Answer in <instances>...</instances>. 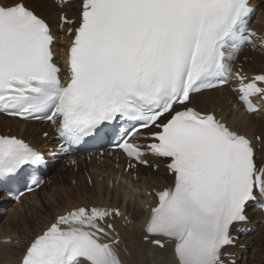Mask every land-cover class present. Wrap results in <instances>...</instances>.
I'll return each instance as SVG.
<instances>
[{
    "label": "snow or ice",
    "instance_id": "obj_1",
    "mask_svg": "<svg viewBox=\"0 0 264 264\" xmlns=\"http://www.w3.org/2000/svg\"><path fill=\"white\" fill-rule=\"evenodd\" d=\"M253 11L249 0H78L75 19L59 15L70 37L62 69L48 21L26 0H0V113L50 122L65 154L109 143L125 170L155 166L147 156L165 162L172 180L147 206L144 240L170 243L172 264H226L233 226L264 198V163L249 138L191 105L194 94L229 83L231 61L257 35ZM234 78L239 101L257 111L264 72ZM46 163L24 139L0 135V184L30 192ZM122 215L76 206L31 240L19 264H123L111 222Z\"/></svg>",
    "mask_w": 264,
    "mask_h": 264
},
{
    "label": "rangeland",
    "instance_id": "obj_2",
    "mask_svg": "<svg viewBox=\"0 0 264 264\" xmlns=\"http://www.w3.org/2000/svg\"><path fill=\"white\" fill-rule=\"evenodd\" d=\"M40 4L43 9L50 8L52 4L54 6L59 7L60 11L58 14L62 12L65 13V11L70 10L72 7L70 6L71 2L63 3V6L61 7V4H58L56 0H42ZM260 6H264V0L260 2ZM262 17L264 18V15ZM263 18L257 17L256 19H254V21L252 22L253 26L259 29H264ZM56 26L57 23L55 25V32L58 29V27L56 28ZM58 46L60 45L58 44ZM255 54L256 56L261 55L258 52ZM262 57H264V55L257 57L259 63H257V61L251 62V65L259 72H264V61H262ZM214 96L215 97L210 96L213 97L211 99L209 97L206 98V100L209 99V104L206 109L218 108L221 111L222 115L226 116L230 122H233V125L236 129H239L243 132H251V130L253 129V135L257 137L259 136V138L262 139V142L258 144V147H260V150H264V134L261 131H257L260 128V125L264 126V114H259L254 118H248L244 116L239 110V108L232 102L231 94L225 89L220 94H215ZM246 121L250 123V127L249 125L245 126ZM13 126H15V128ZM33 128H35V126H33L32 124H27L26 126L18 122L14 124L8 118L5 117L0 120V131L10 134H19L30 141L37 140L41 146L46 145V143H48V139L42 138V132L38 129V127L35 129ZM81 166L83 167L82 164ZM91 166H94V164H91ZM99 166L103 167V165L100 164ZM111 170H114L113 166L111 167ZM66 172L62 170L56 171L51 177L52 183L46 185V187L43 186L44 191L37 192L33 198L23 199L22 203L20 202L18 206H9L7 211L1 214L2 218L0 217V252L2 250H8L7 255L0 254L1 264H12L13 260L15 259L12 250L17 249L22 245H25L26 239L28 240L30 235L39 231L38 228L45 224L43 218H46V216H50L51 219V217L57 214L60 209L64 208V204L68 203L67 201L76 202L77 198L90 199L97 197V195L94 196V194L96 193L94 188L96 187V184L93 188H91L90 185L83 179L82 172H80V174H77L75 178H72L74 176V173L72 171L67 173ZM157 179L158 181L162 182V179H160V175L156 176V181ZM148 187L149 188L147 189L149 190L150 188L157 186L155 185V183H150ZM101 191L102 197L104 199L107 198L108 192V200L110 202H113L115 190H109V188H107V183L105 184L101 181ZM91 200L92 199H90V201ZM116 201L118 202V206H123L125 213L132 217V219L134 217L133 223L126 225L122 224L121 228L132 229L136 227L134 232L136 234H141L142 228L138 225V219L145 215L146 208L143 209V206L137 205V202L129 195L126 196L123 200L122 194L120 192L116 195ZM43 206L48 208H46V216L42 214L40 215L37 211V209L42 210ZM33 210H35L37 213H35ZM14 218H22L24 220V227H21L16 231L10 230L8 226V220ZM258 226L261 227V223L258 224ZM257 234L258 231L252 234V245L248 247L246 249V253L243 254L249 257V260L247 259L244 264H264V239H261L259 236H257ZM5 236L11 239V242L3 240ZM141 242L146 244L143 239L141 240ZM160 256L163 258V255Z\"/></svg>",
    "mask_w": 264,
    "mask_h": 264
},
{
    "label": "bare ground",
    "instance_id": "obj_3",
    "mask_svg": "<svg viewBox=\"0 0 264 264\" xmlns=\"http://www.w3.org/2000/svg\"><path fill=\"white\" fill-rule=\"evenodd\" d=\"M41 1L42 0H26V3L28 4L29 7L33 8L39 15H41L44 19L46 18V20L48 21V23L51 25L53 32H55V24L57 22V20H59L58 18V12L60 11V8L57 6H54L53 4L50 6V8L47 9H43L41 6ZM71 11L67 10L66 11V15H70L68 17L70 18H76V14H77V4H78V0H71ZM74 7V8H73ZM68 12V14H67ZM264 15V6L261 7V11L258 14L257 17H261L263 18L261 15ZM264 19V18H263ZM58 26H56L57 28ZM59 28V27H58ZM70 38H60V42L59 45L56 44L55 45V50H56V56L59 55L60 53V57H64V53L60 50H58L59 48L62 49H66L68 43H69ZM243 58H248L249 56V52H246L244 54H242ZM258 56H262V55H254L252 56V62L253 61H257ZM256 59V60H255ZM262 61H264V57H262ZM264 65V63H263ZM244 70L247 72H251L254 74H258V70H256L249 62L244 64ZM224 90V88L221 89H217L214 91H210V92H204V93H200L197 94L196 96H194L192 98V106L196 107L197 109H199L200 111H206V107L208 106V100H206V98H213L215 97V94H220L222 91ZM213 96V97H210ZM217 98V97H216ZM218 101V99H217ZM210 111V110H207ZM223 120H225L226 122H228L223 115H221ZM4 118L3 116L0 115V120ZM11 122H13L14 124H16L15 119L10 118L9 119ZM229 126L237 131V129L234 127L233 122H228ZM2 124V123H1ZM32 124L33 126H35L34 123H29ZM27 124H25L24 126H26ZM249 125V127L251 126L250 123L248 121H246V125ZM15 128V126H13ZM26 130V129H24ZM241 131V130H240ZM253 129L251 130V132H243L241 131L240 133L245 134L247 136H253ZM257 131H261L264 134V126L260 125V128ZM256 131V132H257ZM238 132V131H237ZM27 141L30 142V144L34 147H36L38 150L43 151V145L41 146L39 144V142L37 140L35 141H30L27 139ZM45 144V143H44ZM159 161V160H157ZM103 164L99 163L100 165H103V167H100L99 165H94L91 166L90 164V169L93 172L94 175V179L97 181V178L100 174L99 171H101V175H103V179L104 183L108 184L110 179H115V180H119L120 177L124 178L123 180H121L122 182H119L116 186H115V196H114V200L113 202H110L108 200V192H107V198H103L102 197V191H101V183L97 182L96 183V187L95 188V195H97L96 198H90L92 199L90 201V199H81V198H77L76 202L74 201H67V204H64V208L60 209L58 213L65 211V209H71L73 207L76 206H81V205H96V206H111V207H118V202L116 201V195L117 193H121L122 194V198L123 200L125 199L126 196H130L131 198H133L136 202L137 205L139 206H144L142 207L143 209L146 208L145 204H148L150 202V200H152V196L147 197L146 195V190H148V185H150V183H155V185L159 188H161L163 183H170V181L172 180V177H170L167 173L165 168H163L162 166H159L158 170L156 173H153V170L151 168H144L141 166H138V170L136 171V175H137V180L135 182H132L131 179L130 181L132 182V185L130 184L129 181V175H126L124 173L120 174V171L122 172L123 167L119 169H115L114 164L112 163V161H110L109 158L104 157V162H102ZM82 161H79V165L81 166ZM118 165H121V162L118 161ZM113 166L114 170H111V167ZM84 168V167H83ZM67 172H69V169H65ZM95 171H97V173H95ZM160 175L162 177V182L156 181V176ZM107 176V177H105ZM101 180V181H102ZM40 191H44V188L41 187L38 192ZM37 192L35 193H30L28 195H23L20 198V202L22 199H26V198H33L36 195ZM20 202L16 205L18 206L20 204ZM47 207L43 206L42 210H38V213L41 215H45L47 214ZM122 214L124 212V208L123 206H121L120 208ZM35 213H37L35 210H33ZM254 211L250 212L251 215H253L251 217L250 220V224L255 226L257 229V225H255L257 218L259 217L260 219L264 220V218L260 217L259 214H254ZM57 213V214H58ZM253 213V214H252ZM56 215V214H55ZM54 215V216H55ZM148 215V209L146 208V213L145 215H143L142 217H138V225L142 228L143 223L145 221V219L147 218ZM46 216V215H45ZM138 216V215H137ZM54 218V217H53ZM134 219V217H133ZM45 224L47 225V223L51 222L52 219H50V216H46V218H43ZM120 221H116L115 219L112 221V223H114L115 228L117 227V232L119 234L120 240H121V244L119 245V253H120V257L123 261V264H172L173 262V254L171 251V247L170 245H165L163 250H160V248L151 245L150 242H146V244L142 243L141 240L144 239V233L143 231L141 232V234H136L134 232V230L136 229V227L132 228V229H122L121 225H120ZM44 224V225H45ZM45 225V226H46ZM8 226L10 230H18L21 227H24V220L22 218H18V219H9L8 220ZM258 230V234L257 236H259L261 239H264V222L263 225L257 229ZM39 232V231H37ZM36 235V234H35ZM139 240V241H138ZM252 240H253V236L252 234L245 236L244 238L240 239V245L244 246L245 249H247L248 247H250L252 245ZM29 240L26 239L25 245L20 246L17 249L12 250V252L14 253V260L12 264H17V258L19 257V255L22 253V249L23 246H26V243H28ZM242 251V252H241ZM8 250H2L0 252V254L2 255H7ZM232 253H234L235 255H242L241 259H240V263L238 264H244V262L248 259L249 257L243 255L244 253H246L245 250H240L239 248L235 247L234 250H232ZM163 255V258L160 256ZM1 264V261H0Z\"/></svg>",
    "mask_w": 264,
    "mask_h": 264
}]
</instances>
